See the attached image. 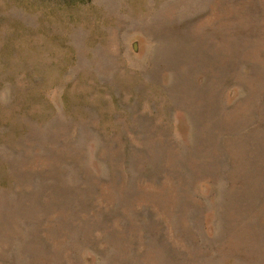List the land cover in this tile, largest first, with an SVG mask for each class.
Returning <instances> with one entry per match:
<instances>
[{"label":"rangeland","instance_id":"374dc122","mask_svg":"<svg viewBox=\"0 0 264 264\" xmlns=\"http://www.w3.org/2000/svg\"><path fill=\"white\" fill-rule=\"evenodd\" d=\"M0 264H264V0H0Z\"/></svg>","mask_w":264,"mask_h":264}]
</instances>
